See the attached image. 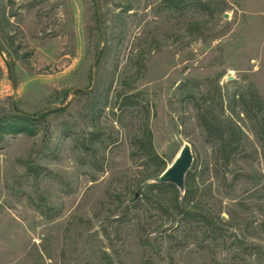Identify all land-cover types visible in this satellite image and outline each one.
<instances>
[{
  "label": "rangeland",
  "instance_id": "obj_1",
  "mask_svg": "<svg viewBox=\"0 0 264 264\" xmlns=\"http://www.w3.org/2000/svg\"><path fill=\"white\" fill-rule=\"evenodd\" d=\"M199 1L0 0V116L48 113L0 138V264H264V144L237 105L264 104V0ZM206 108L245 135L228 166ZM145 127L164 167L190 145L211 229L158 207Z\"/></svg>",
  "mask_w": 264,
  "mask_h": 264
},
{
  "label": "trees",
  "instance_id": "obj_2",
  "mask_svg": "<svg viewBox=\"0 0 264 264\" xmlns=\"http://www.w3.org/2000/svg\"><path fill=\"white\" fill-rule=\"evenodd\" d=\"M163 3L167 8L176 11L183 10L189 6H204L199 0H163ZM125 10L129 9L125 8L124 11ZM89 94L90 93L87 95ZM131 97L124 96V102L129 104ZM237 105L241 107L242 113L252 115L256 124L255 135L264 144V104L258 93L252 91L248 98L240 95ZM64 110L65 109L62 107L54 109L53 111L58 112ZM100 113L101 110L99 111V114ZM47 114L48 113L43 114L35 119L34 117L22 115L15 109L10 111L9 116H0V138L5 135L32 134V125L38 122L39 118H43ZM198 118L207 135L208 142L213 144L214 155L224 166H228L233 157L243 149V139L245 135L242 129L233 120H221L217 116H214L211 114L209 108L201 110ZM100 135V132L91 133L88 144H92ZM134 146L137 151L149 159L154 160L156 164L159 165V174H155L154 177L160 175L164 171L166 167H164V162L161 157H159L154 150L152 132L148 127H145L142 134L135 139ZM83 150L88 152L89 148L84 145ZM150 188L152 190H157L156 203L158 207L171 218L178 217L181 221L186 223H200L205 225L207 230L214 226V221H212L206 213L202 212L200 205L195 202L197 187L195 185V175L191 171H188L186 174L185 191L183 195H180L177 188L172 184H151ZM168 189L173 192L169 203L161 196L162 192ZM134 198L138 199L139 197L134 195Z\"/></svg>",
  "mask_w": 264,
  "mask_h": 264
},
{
  "label": "water",
  "instance_id": "obj_3",
  "mask_svg": "<svg viewBox=\"0 0 264 264\" xmlns=\"http://www.w3.org/2000/svg\"><path fill=\"white\" fill-rule=\"evenodd\" d=\"M7 64L11 69L10 61H7ZM229 79L231 80L232 78L229 77ZM70 93L72 94V91ZM11 105L13 110V104ZM193 160L194 157L190 145L184 143L171 164L160 175L150 179L149 182L151 184H172L177 188L180 195H183L185 191V177L192 166Z\"/></svg>",
  "mask_w": 264,
  "mask_h": 264
}]
</instances>
